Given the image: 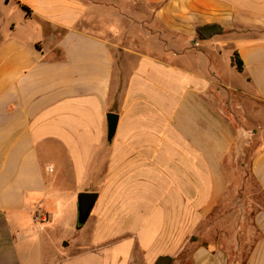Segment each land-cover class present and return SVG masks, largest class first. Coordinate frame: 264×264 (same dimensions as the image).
<instances>
[{
    "label": "crops",
    "instance_id": "1",
    "mask_svg": "<svg viewBox=\"0 0 264 264\" xmlns=\"http://www.w3.org/2000/svg\"><path fill=\"white\" fill-rule=\"evenodd\" d=\"M99 9L107 33L84 26ZM233 94L264 103V0H0V264H264V208L248 232V174L226 168ZM249 177L264 197V148ZM80 193L98 199L78 228ZM51 229L77 232L55 261Z\"/></svg>",
    "mask_w": 264,
    "mask_h": 264
},
{
    "label": "rangeland",
    "instance_id": "2",
    "mask_svg": "<svg viewBox=\"0 0 264 264\" xmlns=\"http://www.w3.org/2000/svg\"><path fill=\"white\" fill-rule=\"evenodd\" d=\"M14 8V4L9 5V9ZM112 15L114 18L113 24H116L117 13L116 10H112ZM100 9L98 11L97 17L98 20L93 22H85L84 26L90 30H94L97 32L107 33V25H102L100 21ZM22 14L21 12L14 13L13 18L14 22L19 24L21 22ZM122 24V21H121ZM138 34L141 33V30L137 31ZM123 39V36L120 38V42ZM137 48H147L146 46H140L138 39ZM118 58V56H117ZM120 58V57H119ZM120 61L117 62V66L120 67ZM221 106L224 111H226L232 120H234L237 124L238 132H239V142L238 145L234 148L232 153L228 156L226 160V168L230 170V172L236 171V185L238 186L241 182L242 177L248 174V185L242 193L241 198L236 200V210L237 213L244 210L246 211L247 219H248V232L250 231L251 216L259 209L264 207V197L259 191V188L255 184V182L250 179L249 171L251 160L254 155L264 148V103L255 100L253 98H243L238 94L233 95H221ZM231 175H233L231 173ZM245 214V213H244ZM230 221L227 224V228H230L232 231V227L234 226V222L231 221L232 216L228 218ZM239 219V218H238ZM237 225L239 228L244 229L246 226V222L244 220H237ZM48 224H51L48 222ZM223 224V222H222ZM53 227V226H52ZM77 232L69 231L66 229H51L47 232L44 240V249L43 254L49 260L55 261L58 256V251H69L72 246L67 247L71 243L76 241ZM76 238V239H75ZM249 240V238H248ZM67 243V246L65 244ZM244 243V241H243ZM248 242V249H249ZM242 252L245 254L247 252V248H243ZM34 254L40 256V250L38 247L33 249ZM238 258L241 261V255Z\"/></svg>",
    "mask_w": 264,
    "mask_h": 264
},
{
    "label": "water",
    "instance_id": "3",
    "mask_svg": "<svg viewBox=\"0 0 264 264\" xmlns=\"http://www.w3.org/2000/svg\"><path fill=\"white\" fill-rule=\"evenodd\" d=\"M108 142H112L114 135L116 133L119 115L116 113H108ZM98 199V194L96 193H80L78 195V228L83 227L94 208L96 201ZM67 246V243L65 244Z\"/></svg>",
    "mask_w": 264,
    "mask_h": 264
},
{
    "label": "trees",
    "instance_id": "4",
    "mask_svg": "<svg viewBox=\"0 0 264 264\" xmlns=\"http://www.w3.org/2000/svg\"><path fill=\"white\" fill-rule=\"evenodd\" d=\"M22 9L27 13V15L30 14V9L28 7L22 6ZM224 33H225L224 28L218 24H207V25L199 26L197 27L196 30L197 38L202 41L210 40L213 37L223 35ZM232 64L236 67L238 72L244 71V63L237 52H235L232 56ZM239 257L240 254L237 256L238 261H239L238 259ZM173 263H174V258L172 257H160L155 264H173Z\"/></svg>",
    "mask_w": 264,
    "mask_h": 264
},
{
    "label": "built area",
    "instance_id": "5",
    "mask_svg": "<svg viewBox=\"0 0 264 264\" xmlns=\"http://www.w3.org/2000/svg\"><path fill=\"white\" fill-rule=\"evenodd\" d=\"M38 219H39V220H42V216H41V215H40V216L38 215Z\"/></svg>",
    "mask_w": 264,
    "mask_h": 264
}]
</instances>
